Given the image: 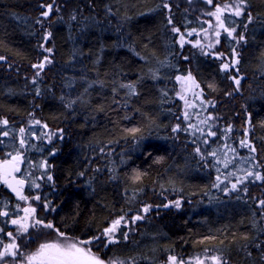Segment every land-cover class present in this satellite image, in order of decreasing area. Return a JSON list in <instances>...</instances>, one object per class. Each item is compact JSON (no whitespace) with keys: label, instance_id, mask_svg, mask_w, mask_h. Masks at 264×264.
<instances>
[{"label":"trees","instance_id":"16d2710c","mask_svg":"<svg viewBox=\"0 0 264 264\" xmlns=\"http://www.w3.org/2000/svg\"><path fill=\"white\" fill-rule=\"evenodd\" d=\"M238 3L0 0V160L19 156L37 243L91 239L124 217L117 243L86 246L107 264H264V179L247 175L264 177V0L225 16L232 36L208 13ZM189 75L199 87L182 101L176 78Z\"/></svg>","mask_w":264,"mask_h":264},{"label":"snow or ice","instance_id":"6c2138e0","mask_svg":"<svg viewBox=\"0 0 264 264\" xmlns=\"http://www.w3.org/2000/svg\"><path fill=\"white\" fill-rule=\"evenodd\" d=\"M207 3L212 4L213 0H206ZM53 4L48 5H41L42 8L46 7L47 10L43 11L41 15L45 18H47L50 15V12L53 9ZM165 8H168V4L164 3L163 5ZM246 6V0H239L238 4H233L231 7L234 9L233 14L235 16H240L242 12L244 11V7ZM229 5H224L223 8L220 6L216 7V10L214 13H209V15H214L217 19V21L220 23V27L224 28V23L221 20V15L225 11V9H229ZM72 19H75V16L72 17ZM252 17L249 14V20H251ZM37 23H40L39 20H37ZM171 23V21H169ZM174 32L179 31V29L173 28ZM224 31L228 33V36H232L235 29L229 30L227 28H224ZM50 35V34H49ZM191 35V33H189ZM219 35V33H217ZM48 37L46 36L45 39ZM240 40H244V36L241 34L239 37ZM181 43H183V37H181ZM211 46V45H210ZM40 47H43V45H40ZM46 51H51V49H46ZM5 57L0 56V60H4ZM45 62L50 63L51 61L48 60L47 57H45ZM239 63L238 60H234L233 64ZM34 68L43 69L44 63H40L39 65H33ZM229 67V65L225 64L222 66V70H226ZM36 75H39V72L36 73ZM178 80L184 79L181 77H177ZM188 80H191V75L187 77ZM236 83L239 84V80H236ZM122 87H129L132 88L131 85L123 86ZM196 87H199V85H196ZM134 93V89H133ZM39 94V93H38ZM4 124H7V120L3 121ZM39 123V121H37ZM23 131V129L21 130ZM135 131V129L131 130ZM173 131H176V129H173ZM247 131V130H246ZM7 135V133H5ZM209 135H214V133H209ZM21 144H23V141H21ZM242 146H248L247 141L241 142ZM252 151H255V148L251 149ZM19 160V156H15L12 158V161H5V166L3 169H0V176L7 177L11 175V172L13 171H19V167L16 166L15 162ZM248 176L255 175V178L257 180L264 179L260 175V173H252L248 172ZM49 179H51V176H49ZM239 182V181H238ZM4 183L8 184V187L12 188V191L16 192L19 199L24 200L26 197L20 194V191L13 187L12 184L8 182L7 179H4ZM16 183L22 185L23 181H17ZM38 187V185H37ZM233 188H235V185H233ZM35 199H39V197H36ZM261 205H264V201L260 202ZM175 206L178 208L180 206L179 201L175 203ZM47 207V205H45ZM149 209L146 207L144 209L145 212H147ZM35 212L34 208H25L24 213L25 215L21 217L20 219H14L12 220L13 225H18L17 234H24L28 233L29 227H35L36 225H40L42 222L40 220H35V224H30L29 220L33 217V213ZM8 213L6 212H0V216H7ZM135 219H141L140 216L135 217ZM124 220V217H120L119 219L113 221L112 225L108 228H105L103 232L101 233V236H94L91 239H85V240H73L68 241L65 239L64 242H52V243H41L37 250L25 257L27 264H106L104 260H102L98 255L94 254L91 251V248L86 247L87 245H92L95 241L101 240V237L107 238V243L104 245L105 247L108 246V244L117 243L114 233L117 231L118 227L120 226L121 222ZM43 227L51 229L53 225L51 223L44 224ZM9 236H12V233L8 234ZM59 236H64V233L58 232ZM125 239H127V233L124 234ZM19 246L13 241L10 244H7L4 246V250L0 251V261H3L5 257L12 256L16 257L17 255H21V253L18 252ZM212 264H227L226 261H222L220 257L213 256L212 258ZM111 264H115V261L111 262ZM168 264H183V261H178L177 257L175 256H169L168 258ZM198 264H203L202 261L198 262Z\"/></svg>","mask_w":264,"mask_h":264},{"label":"flooded vegetation","instance_id":"af4514ba","mask_svg":"<svg viewBox=\"0 0 264 264\" xmlns=\"http://www.w3.org/2000/svg\"><path fill=\"white\" fill-rule=\"evenodd\" d=\"M224 5H226V4L220 5V7L223 8ZM233 11L234 10H231L230 7H229V9H225L223 14L221 15V20L225 21V16L228 14H233ZM215 19H216V17H215ZM228 65H229V63H228ZM6 159H8V158H6ZM6 159L0 160V169L2 168L3 162ZM16 164L19 167V171H14V175L16 177L23 179L21 176V173H20V164L18 162H16ZM49 176H51V173H48L45 178L38 177V178H35L31 182V184H30L31 198H33L34 201H38L41 199L40 196H41L43 191H45L47 189L52 190V187L50 186L52 184V176H51V179H49ZM23 180L25 181V186L23 189L25 191L27 182L25 179H23ZM45 183H49V186L47 187ZM37 185H38V187H37ZM0 190H1V193L4 191L8 192L9 196L12 197V202H13V203H10L8 205V206H11L13 208V210H8V211L0 210V212L8 213L7 216H0V251L4 250L5 245L10 244L14 241L19 246L18 252L21 253V255H17L16 257H12V256L5 257V259L3 261H0V264H27L25 257L27 255L35 252L37 250V248L39 247V245L41 244V243H37V241L35 240L36 231L38 230V227L37 226H35V227L30 226L28 229V233L17 234L18 225H13L11 221L14 219H20L21 217H23L25 215L24 209L30 208V206L27 204L28 199L27 200L25 199V204L23 205L22 209H21L20 204H18V209H15V205H16L15 201H20L21 199L16 198L12 193L9 192V190H8L6 184L4 183V180L1 176H0ZM0 197H1V194H0ZM24 197H25V195H24ZM36 197H39V199L38 200L35 199ZM42 209H45V212H48L47 208H42ZM41 215H42L41 212H37L35 210V212L33 213V217L30 218V220H29V223L35 224V220H40L39 216H41ZM4 223H6V224L4 225ZM9 233H12V236H9L8 235ZM22 237H25L24 241H22ZM28 239H31V241H29ZM52 242H56V241H48V243H52ZM198 261L203 262V260H198ZM210 263H212V261Z\"/></svg>","mask_w":264,"mask_h":264},{"label":"rangeland","instance_id":"374dc122","mask_svg":"<svg viewBox=\"0 0 264 264\" xmlns=\"http://www.w3.org/2000/svg\"><path fill=\"white\" fill-rule=\"evenodd\" d=\"M208 13H210V12H208ZM225 64H227V62H224V63H222V66L223 65H225ZM228 65V64H227ZM228 69V68H227ZM226 69V70H227ZM179 77V76H178ZM181 78H184V79H181V80H178L177 78H176V83H177V87H176V91H175V96L178 98V99H180V100H182V101H186V100H188L191 96H192V94L194 93V91H197V88L198 87H196V83H195V81L193 80V79H191V80H188L186 77H181ZM199 93V92H198ZM18 162V161H17ZM177 201H179V204L181 205V200L179 199V198H177L176 200H174V201H172L173 202V205L175 206V203L177 202ZM111 226V225H110ZM109 226V227H110ZM65 239H67L68 241H73V239H70V238H66V237H62V238H60L59 240H56V242H64L65 241ZM94 254H96V255H98V253H96V252H93ZM99 256V255H98ZM100 257V256H99ZM101 258V257H100ZM102 259V258H101ZM102 260H104V259H102ZM209 261V263L212 261V259H208ZM106 262V261H105ZM107 264V263H106Z\"/></svg>","mask_w":264,"mask_h":264},{"label":"water","instance_id":"95a60500","mask_svg":"<svg viewBox=\"0 0 264 264\" xmlns=\"http://www.w3.org/2000/svg\"><path fill=\"white\" fill-rule=\"evenodd\" d=\"M47 5H48V4H47ZM45 10H47L46 7H45ZM45 10H44V11H45ZM233 61H234V58H232V61H231V63H230V67L233 66ZM5 161H12V160H5ZM5 161L3 162V165H2V168H1V169L4 168V166H5ZM15 164H16V163H15ZM16 166H17V165H16ZM1 177L3 178V180H4V179H7L8 182H9L10 184H12L13 187H16V188L20 191V194L22 195L23 187H24V185H25V182H24L23 180H21L19 177H16V176L14 175V171L11 172V175H9V176H7V177H3V176H1ZM17 181H23V184L20 185V184L16 183ZM6 186H7L8 190H9V192L12 193L14 196H16V197L18 198L16 192L12 191V188L8 187V184H6Z\"/></svg>","mask_w":264,"mask_h":264}]
</instances>
